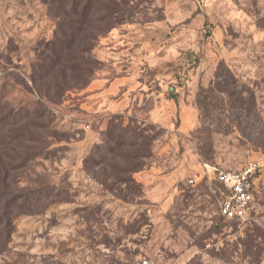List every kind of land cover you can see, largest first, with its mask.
I'll list each match as a JSON object with an SVG mask.
<instances>
[{
    "label": "rangeland",
    "instance_id": "1",
    "mask_svg": "<svg viewBox=\"0 0 264 264\" xmlns=\"http://www.w3.org/2000/svg\"><path fill=\"white\" fill-rule=\"evenodd\" d=\"M3 118L40 201L12 211L0 264H264V167L239 223L203 167L264 162V0H0ZM136 139L131 193L110 175L140 146L102 149Z\"/></svg>",
    "mask_w": 264,
    "mask_h": 264
},
{
    "label": "trees",
    "instance_id": "2",
    "mask_svg": "<svg viewBox=\"0 0 264 264\" xmlns=\"http://www.w3.org/2000/svg\"><path fill=\"white\" fill-rule=\"evenodd\" d=\"M91 2V1H90ZM90 2L87 3V5L84 7V13H88L90 9ZM61 36L63 37V40L58 41L61 50H66L68 49L69 46L65 47V43L70 36L68 33H64L62 31ZM57 40H59L57 38ZM65 40V42H64ZM51 52H53L55 56V60L52 61V64H48V70H51L55 67L59 54L55 50V45H52ZM59 51V50H58ZM50 61V60H49ZM51 62V61H50ZM40 69H42L40 67ZM47 71L43 72L44 74L47 73ZM46 76V75H45ZM36 104H41L40 102H37ZM5 118L0 119V255L5 252V248L7 245V239L9 238L11 234V221L9 220V217L12 215V211L15 208H18V204L20 201L22 203H27L29 204L28 207H31L29 209H37L35 208L39 201H40V191L39 188L29 190L28 193H25V190L28 189H18L17 185L19 183V178L15 181L16 175L21 172L26 170L27 167V161H31L33 157H36V154H28L26 158L21 159L19 157V152L18 148H9L11 146L12 142L16 140L17 137L10 136L8 133H6L5 126ZM42 127V126H39ZM39 129V128H38ZM110 136H113L112 131L110 132ZM137 135V134H136ZM113 138V137H112ZM136 138H143V135L139 134L136 136ZM135 140L134 142L130 143V145H126L127 141L126 140H120V141H111L112 144H106L103 147V152L105 153H112V152H119L120 150L122 151L123 148L129 146V147H139L140 146V152L134 155L133 157H128L126 155L122 154H116L115 157H118L120 159H123L125 161H129V159H142L141 162L134 164V166H128L126 165V168H119L120 170L117 172L119 175H130V178H117L115 176L110 175L117 183H124L129 185L127 190L130 191L131 193H136L138 189V185L136 184L135 180L133 179L132 175L140 172L144 169H146L147 165L145 164V160L149 157V155H146L147 152H149V148L147 146V141L142 139V142L139 144L138 140ZM22 153V152H21ZM120 153V152H119ZM141 153V154H140ZM28 157V158H27ZM88 163V160H86V164ZM117 168V167H116ZM114 168H112L113 170ZM108 178H102L100 183L101 185H106V181ZM35 185H37L36 182H34ZM110 190L113 189V186H109ZM130 194V193H129ZM54 191H50V193L47 194V198H54L55 197ZM126 195V194H125ZM224 221V220H223ZM226 222V221H225ZM235 221H230V223H233Z\"/></svg>",
    "mask_w": 264,
    "mask_h": 264
},
{
    "label": "built area",
    "instance_id": "3",
    "mask_svg": "<svg viewBox=\"0 0 264 264\" xmlns=\"http://www.w3.org/2000/svg\"><path fill=\"white\" fill-rule=\"evenodd\" d=\"M210 182L219 186V217L226 221L244 222L248 219L255 197V185L262 161H252L239 170H220L203 165ZM141 264H147L143 261Z\"/></svg>",
    "mask_w": 264,
    "mask_h": 264
}]
</instances>
